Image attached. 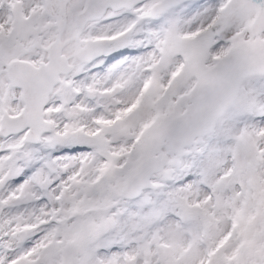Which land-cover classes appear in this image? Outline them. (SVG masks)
Returning a JSON list of instances; mask_svg holds the SVG:
<instances>
[{
    "label": "snow or ice",
    "instance_id": "6c2138e0",
    "mask_svg": "<svg viewBox=\"0 0 264 264\" xmlns=\"http://www.w3.org/2000/svg\"><path fill=\"white\" fill-rule=\"evenodd\" d=\"M0 264H264V0H0Z\"/></svg>",
    "mask_w": 264,
    "mask_h": 264
}]
</instances>
